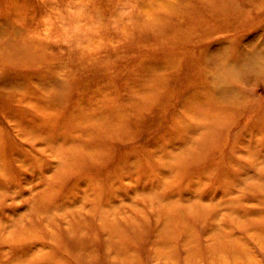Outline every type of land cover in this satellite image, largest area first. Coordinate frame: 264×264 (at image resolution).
<instances>
[{"label": "rangeland", "instance_id": "obj_1", "mask_svg": "<svg viewBox=\"0 0 264 264\" xmlns=\"http://www.w3.org/2000/svg\"><path fill=\"white\" fill-rule=\"evenodd\" d=\"M224 1L0 0V264H264V1Z\"/></svg>", "mask_w": 264, "mask_h": 264}, {"label": "bare ground", "instance_id": "obj_2", "mask_svg": "<svg viewBox=\"0 0 264 264\" xmlns=\"http://www.w3.org/2000/svg\"><path fill=\"white\" fill-rule=\"evenodd\" d=\"M252 1V0H251ZM264 0H262V2H263ZM221 2V1H220ZM224 2H226V0L224 1ZM229 2H230V0H229ZM228 2V3H229ZM231 3V2H230ZM235 3V2H234ZM262 5V4H261ZM216 6V5H215ZM243 6V5H242ZM260 9V8H259ZM257 10V9H256ZM255 11V10H254ZM253 12V11H252ZM248 14V13H247ZM250 15V14H249ZM252 16V15H251ZM254 18V17H253ZM242 19V18H241ZM252 19V18H251ZM253 20V19H252ZM239 22V21H238ZM176 25V24H175ZM175 25H174V27H175ZM188 25V24H187ZM237 25H239V24H237ZM243 25H245V24H243ZM249 25H250V21H249ZM240 26H241V24H240ZM175 28H177V27H175ZM190 28V27H189ZM234 28V27H233ZM184 29H186V28H184ZM197 29V28H196ZM234 29H236V28H234ZM178 30V29H177ZM188 30V29H187ZM198 30V29H197ZM174 32V31H173ZM187 32V31H186ZM166 33H167V31H166ZM179 33V32H178ZM183 33V32H182ZM169 34V33H168ZM208 34V33H207ZM205 35V34H204ZM179 36V35H178ZM185 36H186V34H185ZM188 36V35H187ZM195 36V35H194ZM205 36H207V35H205ZM176 37V36H175ZM167 38H169V37H167ZM171 38V37H170ZM197 38V37H196ZM242 38V37H241ZM166 39V38H165ZM177 39H179V38H177ZM217 39H219V38H217ZM180 40H182V39H180ZM167 41V40H166ZM183 41H184V39H183ZM168 42V41H167ZM171 42V41H170ZM170 42H169V44H170ZM173 42V41H172ZM179 42V41H178ZM223 45V44H222ZM156 51V50H155ZM174 60V59H173ZM201 62L202 63H204V66H207V65H209V57L208 58H205L204 59V56H202V60H201ZM227 64V63H226ZM235 64V63H234ZM236 64H237V62H236ZM167 65H169V64H167ZM190 65V64H189ZM215 65H217V64H215ZM214 65V66H215ZM1 66V65H0ZM250 66H252V67H255V68H257L256 69V71H258V76L257 77H261V76H264V57L261 59V60H256L254 63H252V64H250ZM166 67V66H165ZM169 67V66H168ZM172 67V66H171ZM190 67V66H189ZM199 67H201V66H199ZM167 68V67H166ZM165 68V69H166ZM1 69V68H0ZM157 70V69H156ZM162 70H164V69H162ZM2 71V70H1ZM201 73L203 74H205V76L207 75V73H205L204 72V70L201 68ZM158 72V71H157ZM243 69H241V68H239V67H236V65L235 66H233V65H226V66H224L223 65V63L221 62L219 65H217L216 66V68L213 70V72L211 73V75H208V77H207V82H205L206 83V85L207 86H209L210 85V87H211V90H212V92L214 93V95H216V96H222V97H224V98H226V99H229L228 97H225V87H228V86H230L231 85V83H232V81H236V80H238V77L240 78V80H242L243 81V76H242V74H243ZM150 74V73H149ZM167 74V73H166ZM169 74V73H168ZM198 74V73H197ZM154 75V74H153ZM152 75V76H153ZM168 76V75H167ZM196 76V75H195ZM180 77V76H179ZM200 77V76H199ZM188 78V77H187ZM201 78V77H200ZM205 79V78H204ZM168 80V79H167ZM151 81V80H150ZM167 82V81H166ZM175 83V82H174ZM183 83V82H182ZM192 84V83H191ZM151 85H153V84H151ZM162 85V84H161ZM180 85V84H179ZM168 86V85H167ZM190 86V85H189ZM214 86L215 87H218L217 88V90H214ZM166 87V86H165ZM165 87L164 88H162V89H165ZM169 87V86H168ZM194 87V86H193ZM195 88V87H194ZM141 89V88H140ZM144 89V88H143ZM161 89V90H162ZM174 89V88H173ZM50 90V89H49ZM214 90V91H213ZM1 91V90H0ZM3 91V90H2ZM72 91H75V90H72ZM132 91V90H131ZM149 91V90H148ZM159 91V90H158ZM170 91V90H169ZM168 91V92H169ZM182 91V90H181ZM142 92V91H141ZM51 93V92H50ZM74 93V92H73ZM72 93V94H73ZM146 94H147V92H145ZM133 94H134V92H133ZM160 94V93H159ZM177 94V93H176ZM175 94V95H176ZM64 95V94H63ZM55 96V95H54ZM183 96V95H182ZM70 97V96H69ZM6 99H7V97H5ZM11 98H12V96H11ZM14 98V97H13ZM53 99V98H52ZM57 99V98H56ZM55 99V100H56ZM71 99V98H70ZM81 99V98H80ZM48 100V99H47ZM60 100V99H59ZM14 101V100H13ZM17 101V100H16ZM72 101V100H71ZM232 100L230 99V101H228V102H231ZM2 102V101H1ZM67 102H69L68 100H67ZM129 102V101H128ZM142 102V101H141ZM198 104L201 102H199L198 100L196 101ZM11 103V102H10ZM51 103V102H50ZM118 103H121V102H119L118 101ZM143 103V102H142ZM214 103L216 104V103H218V99L217 100H215L214 101ZM78 104V102L76 103V105ZM114 104V103H113ZM123 104V103H122ZM164 104V103H163ZM28 105V104H27ZM58 105V104H57ZM67 105V104H66ZM138 105V104H137ZM141 105V104H140ZM30 106V105H29ZM68 106H69V104H68ZM116 106H118V105H116ZM60 107V106H59ZM64 107V106H63ZM66 107V106H65ZM75 107V106H74ZM120 107V106H119ZM121 107H123V106H121ZM130 107V106H129ZM151 109V108H150ZM43 110V109H42ZM66 110V109H65ZM72 110V109H71ZM125 110V109H124ZM210 110V108H208V110H207V112L205 113V115H206V119H208V120H211V122L212 123H214L215 122V119L213 118V115L211 114V111H209ZM57 111H58V109H57ZM100 111V110H99ZM133 111V110H132ZM137 111V110H136ZM53 112V111H52ZM56 112V111H55ZM145 112V111H144ZM4 113V112H3ZM49 113H51L50 111H49ZM64 113V112H63ZM54 114V113H53ZM178 114V113H177ZM180 114V113H179ZM147 115V114H146ZM182 115V114H181ZM54 116V115H53ZM65 116V115H64ZM69 116V115H68ZM98 116V115H97ZM137 117V116H136ZM95 118V117H94ZM130 118V117H129ZM147 118V117H146ZM57 119H58V117H57ZM72 119V118H71ZM126 119V118H125ZM139 119V118H138ZM145 119V118H144ZM73 120V119H72ZM137 120V119H136ZM140 121V120H139ZM56 122V121H55ZM99 122V121H98ZM67 123V122H66ZM87 123V122H86ZM72 124V123H71ZM96 124H98V123H96ZM145 124V123H144ZM31 126V125H30ZM69 126V125H68ZM71 127V126H70ZM73 128V127H72ZM94 128V127H93ZM102 128V127H101ZM147 128V127H146ZM153 128V127H152ZM26 129V128H25ZM143 129V128H142ZM145 129V128H144ZM143 131V130H142ZM176 131V130H175ZM81 132V131H80ZM118 133H120V132H118ZM126 133V132H125ZM18 134V133H17ZM78 134V133H77ZM87 134V133H86ZM123 135H125V134H123ZM127 135V134H126ZM133 136V135H132ZM131 136V137H132ZM140 136H142V134L140 135ZM152 136V135H151ZM80 137V136H79ZM149 137V136H148ZM23 138V137H22ZM154 138V137H153ZM83 139V138H82ZM89 139V138H88ZM131 139V138H130ZM90 140V139H89ZM126 141V140H125ZM128 141V140H127ZM131 141V140H130ZM133 141V140H132ZM143 142V141H142ZM46 143V142H45ZM140 143V142H139ZM146 143H147V141H146ZM153 144V143H152ZM163 144V143H162ZM255 144V143H254ZM155 145V144H154ZM27 146H29V145H27ZM138 146V145H137ZM144 146V145H143ZM146 146V145H145ZM3 147V146H2ZM4 148V147H3ZM4 151V150H3ZM37 151V150H36ZM128 152V151H127ZM158 152V151H157ZM114 153V152H113ZM129 153V152H128ZM85 154V153H84ZM118 154V153H117ZM152 154V153H151ZM4 155V154H3ZM209 156V155H208ZM81 157V156H80ZM76 158V157H75ZM207 158V157H206ZM75 161V160H74ZM142 161V160H141ZM72 163V162H71ZM76 164V163H75ZM105 164V163H104ZM143 164V163H142ZM140 165V164H139ZM93 167V166H92ZM112 168V167H111ZM115 168V167H114ZM18 169V168H17ZM20 170V169H19ZM19 172V171H18ZM90 172V171H89ZM239 173V172H238ZM20 174V173H19ZM98 174V173H97ZM20 177V176H19ZM68 177V176H67ZM1 179V178H0ZM67 180V179H66ZM65 180V181H66ZM70 180V179H69ZM80 181V180H79ZM133 182H134V180H133ZM127 184V183H126ZM52 199V198H51ZM13 202V201H12ZM42 202V201H41ZM164 204V203H163ZM170 204V203H169ZM77 205V204H76ZM236 205H238V204H236ZM162 206V205H161ZM233 207V206H232ZM82 208V207H81ZM159 222V221H158ZM219 224V223H218ZM126 228V227H125ZM128 229V228H127ZM145 232V231H144ZM143 232V233H144ZM96 233V232H95ZM142 233V232H141ZM130 234V233H129ZM131 235V234H130ZM131 237V236H130ZM133 237V236H132ZM127 238V237H126ZM59 240H62V239H59ZM132 240H133V238H132ZM63 241V240H62ZM127 241V240H126ZM70 242V241H69ZM60 243V242H59ZM229 244H230V242H229ZM77 245V244H76ZM81 245V244H80ZM78 246V245H77ZM230 247V246H229ZM231 249H232V247H231ZM121 251V250H120ZM138 260V259H137Z\"/></svg>", "mask_w": 264, "mask_h": 264}]
</instances>
